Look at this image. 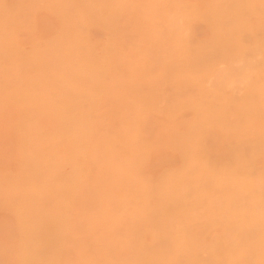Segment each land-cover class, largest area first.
I'll use <instances>...</instances> for the list:
<instances>
[{
  "label": "bare ground",
  "instance_id": "obj_1",
  "mask_svg": "<svg viewBox=\"0 0 264 264\" xmlns=\"http://www.w3.org/2000/svg\"><path fill=\"white\" fill-rule=\"evenodd\" d=\"M0 264H264V0H0Z\"/></svg>",
  "mask_w": 264,
  "mask_h": 264
}]
</instances>
